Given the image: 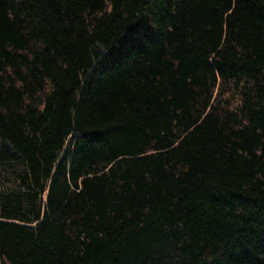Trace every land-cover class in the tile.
<instances>
[{"label":"trees","instance_id":"trees-1","mask_svg":"<svg viewBox=\"0 0 264 264\" xmlns=\"http://www.w3.org/2000/svg\"><path fill=\"white\" fill-rule=\"evenodd\" d=\"M0 264H264V0H0Z\"/></svg>","mask_w":264,"mask_h":264}]
</instances>
